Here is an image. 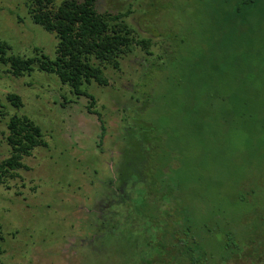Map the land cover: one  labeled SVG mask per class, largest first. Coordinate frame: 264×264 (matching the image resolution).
<instances>
[{
    "label": "rangeland",
    "instance_id": "374dc122",
    "mask_svg": "<svg viewBox=\"0 0 264 264\" xmlns=\"http://www.w3.org/2000/svg\"><path fill=\"white\" fill-rule=\"evenodd\" d=\"M239 1L95 0L98 11L125 13L136 37L149 41L146 49L134 44L119 67H104L106 85L82 86L101 113V138L87 96L53 72L14 75L0 61V160L11 153L13 113L32 118L47 142L0 182V264H128L131 233L105 235L100 220L128 187L120 174L130 168L159 181L199 245L200 227L216 224L242 240L239 252L243 242L264 245L253 235L264 227V0L240 10ZM26 3L0 0L6 53L54 57L57 37L32 20ZM144 136L148 156L140 161L134 143ZM220 233L204 241L217 243Z\"/></svg>",
    "mask_w": 264,
    "mask_h": 264
},
{
    "label": "trees",
    "instance_id": "16d2710c",
    "mask_svg": "<svg viewBox=\"0 0 264 264\" xmlns=\"http://www.w3.org/2000/svg\"><path fill=\"white\" fill-rule=\"evenodd\" d=\"M253 3L254 0H240L237 9ZM26 5L32 20L57 37L55 56L50 57L42 51L34 56L6 53L8 44L0 41V61L7 63L14 75L29 73L34 68L53 72L75 94L87 96L90 99L88 110L96 113L100 120L101 138L104 130L101 113L92 108L94 96L82 86L91 81L106 85L108 79L104 67H119L120 57L129 52L134 44L146 49L148 39L136 37L132 27L124 21L125 13L98 11L95 0H27ZM6 97L16 108L22 106L18 93L9 92ZM7 129L6 140L11 153L0 160V182L7 176L15 175V169L25 165L21 160L24 155H29L35 146L47 143L40 125L25 114H11ZM143 139L145 141L134 143L136 148H140V161L148 156V139L146 136ZM130 169L132 172L120 174L122 183H128V187L123 193L118 190L115 204L100 220V226L106 228L105 235L131 233L128 264H226L231 259L251 254L264 258V245L243 242L239 252L240 239L237 241V236L236 240V233L230 228L223 230L218 224L215 227H200L204 232L200 231L199 245L193 224L173 212L165 197L166 189L159 186V181L151 173L145 174L142 168H135L134 172L133 168ZM140 199L146 203H138ZM147 206L151 211H146ZM215 232L223 233H220L221 240L217 241L219 245L216 240L204 241L205 236H215ZM263 234L264 227L258 233L253 230V235L261 237L264 242ZM254 237L252 241L256 240ZM217 246L220 247V255L216 252ZM244 251L246 255L242 254Z\"/></svg>",
    "mask_w": 264,
    "mask_h": 264
},
{
    "label": "flooded vegetation",
    "instance_id": "af4514ba",
    "mask_svg": "<svg viewBox=\"0 0 264 264\" xmlns=\"http://www.w3.org/2000/svg\"><path fill=\"white\" fill-rule=\"evenodd\" d=\"M122 190V189H121Z\"/></svg>",
    "mask_w": 264,
    "mask_h": 264
}]
</instances>
